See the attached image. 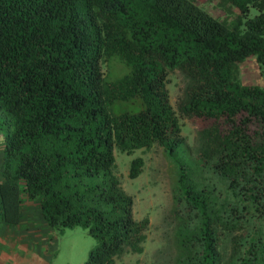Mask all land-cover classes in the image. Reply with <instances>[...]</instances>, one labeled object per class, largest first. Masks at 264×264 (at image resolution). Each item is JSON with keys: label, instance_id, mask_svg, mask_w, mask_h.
<instances>
[{"label": "trees", "instance_id": "16d2710c", "mask_svg": "<svg viewBox=\"0 0 264 264\" xmlns=\"http://www.w3.org/2000/svg\"><path fill=\"white\" fill-rule=\"evenodd\" d=\"M220 3L233 16L194 0H0L1 224L37 202L53 231L95 241L85 264L141 254L149 221L134 218L115 151L156 144L178 171L173 264H264V80L237 78L249 60L264 72V0ZM173 71L179 116L209 122L191 160L177 159ZM143 166L133 158L129 179Z\"/></svg>", "mask_w": 264, "mask_h": 264}, {"label": "rangeland", "instance_id": "374dc122", "mask_svg": "<svg viewBox=\"0 0 264 264\" xmlns=\"http://www.w3.org/2000/svg\"><path fill=\"white\" fill-rule=\"evenodd\" d=\"M194 1L221 20L233 16L220 0ZM255 13L251 9L250 17ZM116 69L112 67L105 72L112 76L116 74ZM237 78L243 84L262 85L264 72L257 68L253 60H249L239 66ZM167 80L170 103L179 118L181 137L187 149L184 155L187 157L179 153L177 159L191 160L196 131L208 126L209 122L180 117L177 102L184 86L183 78L178 71H173L168 74ZM3 133V130L0 131V180ZM136 157L143 159L144 166L141 174L131 180L128 177L129 164ZM115 159L113 172L123 190L133 199L134 218L138 221L147 218L149 221L143 252L125 255L118 264H173L171 238L174 230L173 197L177 194L178 179L176 160L156 144L131 156L115 151ZM94 244L95 241L82 227L53 231L42 220L37 202L22 205L18 225L4 226L0 223V246L3 247L0 264H85Z\"/></svg>", "mask_w": 264, "mask_h": 264}, {"label": "crops", "instance_id": "0c3cea01", "mask_svg": "<svg viewBox=\"0 0 264 264\" xmlns=\"http://www.w3.org/2000/svg\"><path fill=\"white\" fill-rule=\"evenodd\" d=\"M8 236H6L5 238H7ZM9 238V237H8ZM2 249H3V247L2 246H0V251H2Z\"/></svg>", "mask_w": 264, "mask_h": 264}]
</instances>
